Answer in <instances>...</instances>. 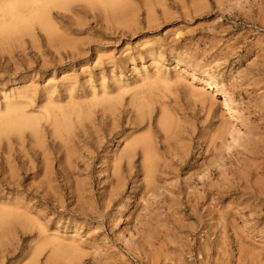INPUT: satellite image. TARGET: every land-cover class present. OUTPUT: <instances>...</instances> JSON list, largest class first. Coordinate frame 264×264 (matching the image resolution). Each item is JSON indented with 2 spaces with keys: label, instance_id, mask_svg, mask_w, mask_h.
I'll list each match as a JSON object with an SVG mask.
<instances>
[{
  "label": "rangeland",
  "instance_id": "rangeland-1",
  "mask_svg": "<svg viewBox=\"0 0 264 264\" xmlns=\"http://www.w3.org/2000/svg\"><path fill=\"white\" fill-rule=\"evenodd\" d=\"M88 1L48 6L57 37L34 14L1 21L20 30L0 38V118L13 105L38 125L0 138V208L78 246L58 264H264V0H124L120 15ZM147 135L152 177L141 151L120 164ZM22 225L0 238V264L28 262L35 231Z\"/></svg>",
  "mask_w": 264,
  "mask_h": 264
},
{
  "label": "bare ground",
  "instance_id": "bare-ground-1",
  "mask_svg": "<svg viewBox=\"0 0 264 264\" xmlns=\"http://www.w3.org/2000/svg\"><path fill=\"white\" fill-rule=\"evenodd\" d=\"M67 1L66 0H0V19H1L0 20V35H3V36H0V38L2 37L1 38L2 40L11 39L12 36H15L17 34V32L19 33V30H20V29L17 30V28H15V25L16 24H14L13 22L10 23L11 25L10 24L4 25L6 23L2 24L1 21H2L3 18H6L7 20L10 19V21H12V19H16L18 17V20L21 18L22 20L21 19L20 20L23 21L25 19V17H23L22 15H24L26 13H28V15L27 14L26 15L28 17H30V18H31V15L33 16V14H34L35 19H36L35 20L36 23H39V21L41 20V24H42V26L44 28L47 29V32H49L51 35L57 37L56 32L58 30L55 32L56 29L54 30L48 24V21H50V20H48V21L46 20L47 18H46V16H45L44 13H46V9L48 8V6L54 5V7H56L55 5H57V7L58 6H61L62 7L61 4L64 3V5H65V3ZM80 1H82V0H80ZM89 1H91V0H89ZM95 1L96 0L91 1V2H93V4H94ZM123 1L124 0H104V2H105L104 7L105 8H115L117 11H119L118 14L120 15L125 10V8L123 6ZM56 8H53V9H56ZM105 8H103V9H105ZM59 9H61V8L59 7ZM32 19H34V17H32ZM37 20H39V21L37 22ZM14 22H16V21H14ZM25 22L26 21L24 20V23ZM18 24H19V22H18ZM38 25H40V24H38ZM38 28H41V27L38 26ZM205 78H206V83L213 88L214 95H219L220 97L223 98V103L225 104V106H227L229 108V115L230 116H237V115H239V112L232 107V103L233 102H232V99H231L230 95L227 93V91L224 90V88L221 85L218 84V82L214 79L213 76L208 75ZM202 97H203V94H202ZM189 98H191V100H193L194 103H199V106L201 107V110H205L209 114L212 113L213 104H211V103L210 104H206L205 100H203V99L200 100L197 97H191V96H189ZM214 99H215V97H214ZM102 100H103V98H102ZM140 101H142V100H140ZM75 103H77V102H74V105H75ZM72 104L73 103H71V106H73ZM103 104H104V106L107 109H109L111 107L113 108L117 103L114 102V101H112V100H106V101L104 100L103 101ZM77 105L78 104H76V106ZM112 108L110 110H113ZM57 109L56 110L54 109L52 111H54V112L57 111V113H59V111ZM77 109H75L76 110V114H77ZM80 109H81V107H80ZM80 109H78V111H80ZM7 110H8V112L10 110L11 113L10 114L8 113V115L7 114L6 115L4 114V116H10V117L8 119H2V118H4V116L0 118V138L2 136H6L8 139H10V137L13 135V136H18L21 139V137L24 136V133L27 130L31 131L32 134H35V132L37 131V125H38V120L37 119H24L21 116L19 117V114H20L19 108L15 107L13 105H9V108H7ZM46 110H51V109H46ZM52 111H51V114L53 113ZM65 112H67V111H65ZM219 112H220V110H219ZM138 113L139 112H136V114H138ZM81 114H82V111H81ZM45 115H48V114L45 113ZM59 115H61V114L59 113ZM139 115H140V113H139ZM141 115H142V113H141ZM61 116H59V119H60ZM221 116H223V115H221ZM52 119H53V117H52ZM225 122H228V121H225ZM220 123H221V121H220ZM221 124H222L221 125V131L222 132L227 131V125H226V123H221ZM164 126L165 127L168 126L166 121L164 123ZM62 128H63V126H62ZM249 135L250 136L253 135L252 132ZM120 142H121V140H120ZM127 143L128 144L126 146V149L124 150V152L120 156V164L122 165L124 163L125 166L130 167L131 166V163L133 162L134 157L138 154L139 151H141L142 154H143V169H144L145 173L147 174V176L152 177L153 176V173H154V170H155V168L158 165V159L154 155V152L152 151V144H151L150 137L148 135L147 136H142V137H137V138H134V139H132L131 141H129ZM4 162H6V161H4ZM0 180H2V179H0ZM130 202H131L130 198H126V200L120 206H115L114 211H113L114 212L113 213V216H116V219H120L119 217L122 214H124V213L127 212V209L130 206ZM22 212L21 213L18 212V210L15 209L14 206H10V207H2L1 206V208H0V238L2 237V239H4V237H6L7 235H9L14 230L15 225H19L20 224L21 226H24L22 224L27 223V227H30L32 229V232L35 231V234L33 235L35 237V239H34V244L32 245V248L34 249V251L31 252V254H30L31 256L29 255V258L27 259L28 262L27 263L25 262L26 264H40V257L43 254V252L46 249V247L47 248L50 247V249H52V251H51L52 254H51L50 258H49V262L51 264H58V262L62 261V259H65V260L69 261V260H74V259H77L78 260L81 257V254L79 252L78 246L76 247L75 245H70L68 242H66L67 244H64L58 238H54V240H50L48 236L47 237L45 236V234H46L47 231L38 222V220L37 219L36 220H34V219H27L26 218V215L23 214ZM1 247H2V250H3L4 249V245H1Z\"/></svg>",
  "mask_w": 264,
  "mask_h": 264
}]
</instances>
